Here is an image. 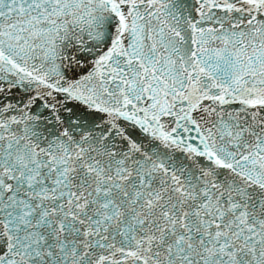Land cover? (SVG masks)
<instances>
[{
    "label": "snow or ice",
    "instance_id": "obj_1",
    "mask_svg": "<svg viewBox=\"0 0 264 264\" xmlns=\"http://www.w3.org/2000/svg\"><path fill=\"white\" fill-rule=\"evenodd\" d=\"M0 264H264V0H0Z\"/></svg>",
    "mask_w": 264,
    "mask_h": 264
}]
</instances>
